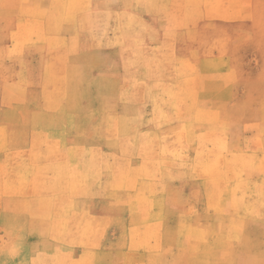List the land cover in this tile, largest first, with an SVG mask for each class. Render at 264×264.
I'll use <instances>...</instances> for the list:
<instances>
[{
  "label": "rangeland",
  "instance_id": "obj_1",
  "mask_svg": "<svg viewBox=\"0 0 264 264\" xmlns=\"http://www.w3.org/2000/svg\"><path fill=\"white\" fill-rule=\"evenodd\" d=\"M165 5L0 0V264H264V48L230 52L240 82L202 84L244 93L257 137L233 138L237 109L231 146L188 144L176 103L193 106L194 68L178 60L196 52L176 47L208 34ZM149 202L168 209L133 211Z\"/></svg>",
  "mask_w": 264,
  "mask_h": 264
},
{
  "label": "crops",
  "instance_id": "obj_2",
  "mask_svg": "<svg viewBox=\"0 0 264 264\" xmlns=\"http://www.w3.org/2000/svg\"><path fill=\"white\" fill-rule=\"evenodd\" d=\"M162 1L166 3L165 7H162V19L167 18L168 20L169 18H173L175 14L176 16L179 14V9L177 7L169 9V5H167L169 2L176 4L183 3L185 4L183 9L186 8V16L184 18L186 33L188 32V34L194 35L197 33L194 29L202 26V31L208 34L207 39L202 38V40L196 39L195 41H189L186 39L185 41H180V44L177 43L176 49L178 51L196 52L195 55H197V57L193 54L190 56L188 54L185 59L178 60V63H182L185 66L189 65L194 68V73L188 76V80L193 82L196 86L194 87L195 90L191 92V96L187 97L192 100L191 105L193 104V106L191 109L184 107L182 111H180L179 108L183 103H176V108H178L175 116L178 121L176 127H178L179 131L183 130L185 133L190 131L192 133L194 143L190 141L188 144L190 143L193 146H207L208 148H212L217 145H223V147H229L233 142L232 140L236 141V139H239L238 141L240 142V145L247 147L249 138H255L257 135L248 133L249 124L253 121L248 120V112L243 110L246 95L240 93V95L238 94L235 97V93L232 100L235 99L236 102H232L229 101L226 91H213V93L209 92V94H207V90H205V86L202 87V84L212 82L218 78H222L225 81H231L232 77L238 82L242 80L241 75L231 74L230 68L239 67L235 64L236 62H239V60H234L231 57L230 52L248 49L250 45L258 49L264 48V30L262 29L260 31V29H254L249 25L250 20L257 24L260 15L264 16V12L260 6L264 0ZM169 10L171 13H169ZM0 17L2 18L5 16L0 14ZM167 20L163 25L166 34L168 25ZM215 22H222V24H224L222 27L223 29L205 28L207 27V24ZM220 52H225V54ZM213 63H216L219 66L221 65L224 70L218 75L214 71H209L207 73L205 68L207 66L211 67ZM211 88L212 86H209V89ZM199 100H203V107H200ZM237 109L239 111L241 124L239 127L240 135L238 137L236 135L233 136L231 116L232 112ZM255 124L261 126L259 123ZM145 129L147 130L146 127ZM201 136L206 137L205 139L208 140L202 139ZM232 136L236 139H233ZM64 192L70 195L74 193L73 191L71 192L70 190H67V188H64ZM81 200L80 210H82V207H85L86 202L85 199ZM134 207L135 209L133 211L144 210L151 212L150 215H158L155 212L167 211L168 204L165 202H161L160 204L149 202L146 206L144 205L143 208H141L142 206ZM155 219L156 218H148L143 220L142 226H156L160 220V222L164 224L162 219ZM136 224L137 223L132 222V226Z\"/></svg>",
  "mask_w": 264,
  "mask_h": 264
}]
</instances>
